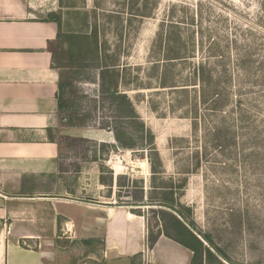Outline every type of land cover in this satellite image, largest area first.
Masks as SVG:
<instances>
[{"label": "rangeland", "instance_id": "obj_1", "mask_svg": "<svg viewBox=\"0 0 264 264\" xmlns=\"http://www.w3.org/2000/svg\"><path fill=\"white\" fill-rule=\"evenodd\" d=\"M57 1L61 33L93 35L97 30L101 52L99 61L91 55H84L86 61H81L83 55L77 46L72 45L70 51L69 41L54 45L65 64L61 71L66 84L65 97L70 104V108L62 111L60 124L67 125L63 118L72 111L87 116L90 127L112 122L116 112L105 93L101 71L107 66L117 67L121 79L133 81L127 85L124 82L120 89H130L137 112L155 135L161 159L152 170L148 151L140 146L134 150L122 147L103 150L98 141L65 135L62 140L57 132L64 184L74 190L78 188L77 197L83 200L149 203L159 196L154 187L163 192L165 186L180 185L187 179L185 188L177 191L180 203L177 211L182 210L187 220L194 223L193 229L204 245L220 249L223 255L219 259L224 264H264V105L255 114L252 132L230 140L222 149L215 148L214 143L195 138L187 108L174 106L177 94L159 88L158 72L153 68L155 39L163 22L169 26L176 20L186 36L192 16L197 14L194 23L202 18L206 27H225L228 35H233L238 25L250 27L264 40V23L259 19L264 15V0ZM219 15L227 19L220 20ZM260 54L264 58V46ZM188 66L180 65L178 71L186 75ZM135 77L139 78L138 83ZM108 79L111 80L109 76ZM259 90L264 95V85ZM107 152L112 154L111 158L99 160L100 156L108 159ZM197 163L199 167L194 169ZM111 171L114 184L110 188L101 184L100 177L103 175L112 184ZM119 175L122 188L117 185ZM139 208L146 215L149 237L162 231L177 236L176 219H181L177 211L149 204L132 209ZM78 243L71 246L67 264H102L88 262L87 253L84 254L88 248L100 250L99 241L96 245Z\"/></svg>", "mask_w": 264, "mask_h": 264}, {"label": "crops", "instance_id": "obj_2", "mask_svg": "<svg viewBox=\"0 0 264 264\" xmlns=\"http://www.w3.org/2000/svg\"><path fill=\"white\" fill-rule=\"evenodd\" d=\"M57 2L0 0V264H67L79 241L101 243L85 250L88 262L191 264L193 250L175 238L162 233L151 244L146 216L126 201L79 199L64 184L57 132L117 141L112 131L60 124V28L48 18Z\"/></svg>", "mask_w": 264, "mask_h": 264}, {"label": "trees", "instance_id": "obj_3", "mask_svg": "<svg viewBox=\"0 0 264 264\" xmlns=\"http://www.w3.org/2000/svg\"><path fill=\"white\" fill-rule=\"evenodd\" d=\"M264 10V3L262 4ZM88 15V14H87ZM198 15L192 16V24L188 26V35H183L179 28V23L166 22L160 27L157 33L154 47L156 56L153 60V68L157 73V82L159 88H168L172 93L177 94L174 106L184 105L187 108L186 115L192 120L193 135L195 138H202L207 143H214L215 148L222 147L235 141L240 135H246L254 129L255 114L263 108L259 90L264 85V58L260 50L264 46V40L258 37L252 28L244 29L238 25L233 35L226 33L225 27H206L204 19H199ZM219 19H227L222 15ZM50 20L59 24V35L55 44L70 42L77 46L78 52L84 58L92 56V59L99 61L101 52L98 42V32L94 31L93 35L83 33H61V15L52 12L48 15ZM264 23V15L259 17ZM64 37V41L62 40ZM96 42L92 47V43ZM54 44V45H55ZM59 53L53 46V55L58 68L64 67ZM188 66L189 70L186 75L178 71V67ZM117 67H105L101 71L103 86L106 87L105 93L110 100L113 111L116 112L112 122H100L97 129L112 131L117 144L101 143V149L109 150L115 148L137 149L140 148L148 151L149 160L154 170L161 162L159 150L155 146V135L146 126L137 112L130 89H120L121 84H131V79H121ZM108 76L110 77L107 80ZM138 83L139 78L135 77ZM142 85V83L140 84ZM133 86V85H132ZM66 84L61 73L59 83V106L61 111L70 108V104L65 97ZM137 89L132 88V90ZM140 94L141 93H137ZM67 118V119H66ZM66 123L69 126L87 127V116L77 111H72L67 117ZM62 140L65 136L60 137ZM61 140V141H62ZM80 140H88L81 138ZM59 144L61 145L60 141ZM109 155L110 152H107ZM199 167L197 163L194 169ZM113 174V171H111ZM122 175L117 178V185L122 188L120 180ZM101 182L107 183L105 177L101 176ZM108 184V183H107ZM114 184V175L112 184ZM187 184L185 179L180 185L165 186L163 192L159 187H154V191L159 195L157 198H151L149 203L138 201V203L127 202L125 204L136 207L142 205H159L161 207L171 208L175 211L180 206L178 199V190L184 189ZM145 190L144 187H141ZM134 213L144 215L142 208L132 209ZM178 212V211H177ZM181 219L177 220V236L170 235L165 231L149 237L151 244L156 242L160 234L165 233L175 238L177 241L193 250V261L191 264H224L220 259L223 252L218 248L205 246L204 242L195 233L194 223L187 220L184 212L180 210ZM210 241L209 237H205Z\"/></svg>", "mask_w": 264, "mask_h": 264}, {"label": "bare ground", "instance_id": "obj_4", "mask_svg": "<svg viewBox=\"0 0 264 264\" xmlns=\"http://www.w3.org/2000/svg\"><path fill=\"white\" fill-rule=\"evenodd\" d=\"M107 132V131H106ZM105 133V132H104ZM101 134H102V132H101Z\"/></svg>", "mask_w": 264, "mask_h": 264}]
</instances>
